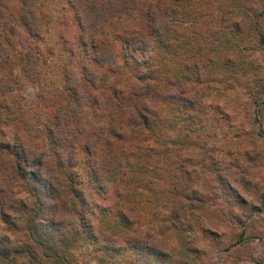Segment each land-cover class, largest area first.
Here are the masks:
<instances>
[{
  "label": "rangeland",
  "instance_id": "374dc122",
  "mask_svg": "<svg viewBox=\"0 0 264 264\" xmlns=\"http://www.w3.org/2000/svg\"><path fill=\"white\" fill-rule=\"evenodd\" d=\"M171 1L139 0L132 17H122L130 11L123 0H0V238L10 249L0 264H51L42 255L28 262L16 250L31 226L49 235L48 245L51 235H61L50 220L58 213V177L67 175L86 194L87 222L95 229L76 240L66 231L74 240L68 264H264V0H187L186 15L176 16H186L187 24H167L174 54H199L210 69L206 121L190 128L174 120L166 131L196 142V152L217 148L207 159L201 151L185 155L197 170L188 172L193 182L171 162L174 144L156 172H117L110 179L104 169L93 172L111 138L101 134L111 121L105 101L117 92L132 94L149 54L132 36L154 26L145 17L149 3L172 9ZM166 13L164 24L176 18ZM179 32L191 37L183 51L176 46ZM170 69L172 76L192 77L182 66ZM163 83L156 92L165 93ZM99 136L93 158L87 146ZM117 141L119 153L132 146ZM211 156L220 172H212ZM25 171L42 188L45 205L38 214L19 175ZM189 189L198 191L189 221L171 220L167 199L175 190L192 197ZM130 237L138 239L134 247L114 241ZM54 247L47 252L57 253Z\"/></svg>",
  "mask_w": 264,
  "mask_h": 264
},
{
  "label": "trees",
  "instance_id": "16d2710c",
  "mask_svg": "<svg viewBox=\"0 0 264 264\" xmlns=\"http://www.w3.org/2000/svg\"><path fill=\"white\" fill-rule=\"evenodd\" d=\"M123 2L129 6L130 11L121 12L120 15L123 17L128 13L129 17H132L133 7H136L135 4L138 5L139 0H123ZM186 2L187 0H174L173 3L171 1L173 4L170 5L172 9L164 8L159 2H156V4H148L145 17L154 26L146 33L140 32V35L132 36V42H136L137 46L141 47L144 53L148 52L149 54L140 66L141 69L136 77V88L132 94H128L126 97V95L121 96L124 92H117L108 102L109 104L105 101L111 121L102 129L101 134L107 131L110 133L109 136L111 138L107 139L100 159L93 161L92 169L96 174H98L97 172L100 169L101 171L104 169L109 172L108 176L110 179L117 172H137V175L140 172H156L159 166L163 164L162 157L171 151L170 146L174 144L178 152L176 158L171 162L175 163V168L185 172L188 175V180L193 182L192 173L188 172H196L197 170H194L195 165L193 166L192 164L191 166L189 164L191 158H188L189 156L185 157V155H189L190 153L192 156L195 151L194 149H196V142L192 144L189 142H181L180 135L177 134L175 138H170L166 132L171 129L170 123L174 120H181L191 128L192 125L202 124L207 119L206 106L208 107L209 105L206 104L205 100L207 89L205 84L208 80L207 72L210 70L209 64L199 54H190L189 56L174 54V49L170 45L172 33L167 30V24H170V26H185L187 24V21L184 20L186 16H183L184 18L182 19L177 18L180 15H186L185 9L189 7ZM166 10H170L172 15L177 17L172 18L168 23L164 24L161 19L164 14H167ZM139 11L140 13L143 12L142 10ZM79 23L82 28L83 22L80 21ZM178 38L180 40L176 46H178L179 51H183L182 45L185 44L186 39L189 42V38L191 37L187 35V32H179ZM211 48H214V44L211 45ZM174 58H177L178 62H175ZM223 59V67H227L229 61H226V59L229 58L226 57ZM210 60L213 62L214 57H211ZM169 66L172 68L182 66L183 69L192 72L191 79L190 77H183L177 74L172 76L170 74L171 69L168 70ZM95 79L94 76H91L90 81L95 84ZM163 81V84L167 85L165 93L156 92L157 87ZM259 97L261 96L259 95ZM99 99L101 97L98 96L93 99L97 107L100 106ZM169 110L172 113L173 111L176 112V115L169 113ZM213 119L216 120V118ZM188 131L190 134V130ZM189 134L185 133L182 136L185 139H190L188 137ZM100 138L102 139V136L95 137L88 144L87 148L90 155L93 156L97 153ZM117 139L132 143L131 148L127 150V147L122 146L121 153H119L118 146L120 145ZM214 149L209 148L201 151V147L198 146V151H201L200 154H202L204 159L214 154L217 148ZM198 151L195 152L199 153ZM209 158L213 160L212 156ZM213 161L215 163L213 162L211 164L212 172H220L221 170L217 166L216 160L214 159ZM118 174L115 175L116 178ZM19 175L31 190L35 201V213L38 214L43 210L45 205V200H43L40 192L42 188H38L32 184V180L36 178L32 172H19ZM67 177H58V213L54 216L49 211L55 217L50 220L51 225L55 229V231L53 229V233L57 231L61 235L56 238L52 233L51 238L55 240L50 239L51 245H48L46 244V239H49L47 237L49 235L37 234L34 232L35 229L33 230L32 226L29 227L26 230V235H28L27 242L24 243L21 251L16 250L28 262L30 258L36 259L37 256L40 257L42 255L43 257H47L48 261L51 260V264L54 262L56 264H68L66 262V255L69 253L68 248L73 244L74 240L78 239L80 232L88 233L90 236H93V233L95 235L94 227L87 222L86 194L78 190L77 183L69 175ZM124 186L127 187L125 190L126 193H130L131 187L129 184L126 182ZM60 187L64 189L60 190ZM191 191L193 192L192 197L185 194L183 190H175L172 194L173 198L167 199L171 220L180 221L182 219L184 223L189 221L187 220V216H190L188 213L189 206H194L193 202H196L195 200L198 196L197 190L193 189ZM67 230L70 233H74V240H70V236H67ZM108 241H113V238H109ZM114 241H118L119 244L124 246L132 245L134 247V243H137L138 239L136 237H130L122 240L115 239ZM2 242L0 238V255L8 256L10 253V249L7 246L8 243L2 247ZM54 246L60 248L57 253L54 251L47 252L52 250Z\"/></svg>",
  "mask_w": 264,
  "mask_h": 264
}]
</instances>
